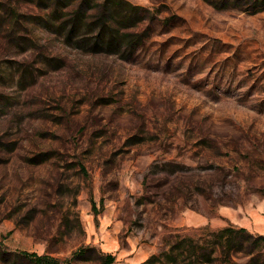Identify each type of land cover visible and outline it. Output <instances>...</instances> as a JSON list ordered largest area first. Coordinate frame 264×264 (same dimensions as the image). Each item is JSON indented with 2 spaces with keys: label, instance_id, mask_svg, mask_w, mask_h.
Returning <instances> with one entry per match:
<instances>
[{
  "label": "rangeland",
  "instance_id": "374dc122",
  "mask_svg": "<svg viewBox=\"0 0 264 264\" xmlns=\"http://www.w3.org/2000/svg\"><path fill=\"white\" fill-rule=\"evenodd\" d=\"M129 1L92 51L0 0V264H264V0Z\"/></svg>",
  "mask_w": 264,
  "mask_h": 264
},
{
  "label": "trees",
  "instance_id": "16d2710c",
  "mask_svg": "<svg viewBox=\"0 0 264 264\" xmlns=\"http://www.w3.org/2000/svg\"><path fill=\"white\" fill-rule=\"evenodd\" d=\"M37 5L42 4V0H31ZM44 6L46 16L43 20L47 24L58 25V30L62 37L69 43L81 44V47H89L92 51H99L102 47L119 46V35L121 27L136 26L143 18L144 7L130 2L129 0H47ZM68 9L67 16L60 18L56 15L60 9ZM18 14L14 17L17 19ZM124 26H121L123 25ZM83 27L87 30L83 31ZM89 35V36H88ZM134 35V34H133ZM121 36V35H120ZM95 215L98 211L93 204ZM222 237L249 236L243 227L234 228L226 226L220 229ZM264 240V235L259 236ZM178 244V243H177ZM173 244L171 249L181 247V244ZM85 248L77 250V253L83 252ZM24 258L30 259L36 264H64V262L50 257L48 255L37 254L35 252H20ZM156 255H153L155 257ZM103 264H114L115 256L109 252L99 253Z\"/></svg>",
  "mask_w": 264,
  "mask_h": 264
}]
</instances>
